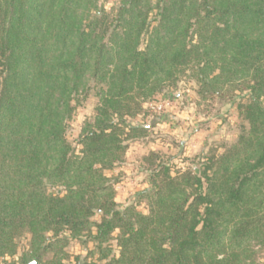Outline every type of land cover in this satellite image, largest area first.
Here are the masks:
<instances>
[{
	"label": "trees",
	"instance_id": "1",
	"mask_svg": "<svg viewBox=\"0 0 264 264\" xmlns=\"http://www.w3.org/2000/svg\"><path fill=\"white\" fill-rule=\"evenodd\" d=\"M186 77L204 113L235 105L237 135L210 148L198 172L172 170L148 149L146 186L121 206L106 171L150 132L127 118ZM70 239L94 246L80 264H255L264 0H118L109 10L98 0H0V259L64 264Z\"/></svg>",
	"mask_w": 264,
	"mask_h": 264
},
{
	"label": "rangeland",
	"instance_id": "2",
	"mask_svg": "<svg viewBox=\"0 0 264 264\" xmlns=\"http://www.w3.org/2000/svg\"><path fill=\"white\" fill-rule=\"evenodd\" d=\"M98 2L109 10L116 5L118 0H98ZM194 88L195 83L186 77L178 83L176 88H168L154 99L145 102L146 111L144 113L127 118L131 124L150 126V132L146 139L130 143V148L120 168L106 171L108 177L115 179V200L121 206L134 202L136 190L146 186L147 174L142 168L141 156L148 149L157 151L159 159L168 164L172 170H185L190 167L198 172L210 148L218 145V150L222 151V146L230 144L237 135L235 105L227 103L218 106L214 104L215 108L206 114L201 110V105L197 103ZM162 97L172 98L175 105H170V108H155V104H158ZM242 99L244 95H239L236 102ZM95 102L96 99L90 96L85 101L84 107L74 114L71 128L68 131L71 138L76 136L83 115L91 113ZM76 147L79 149L78 145ZM137 209L143 213L147 212L143 202L137 205ZM117 234L118 231L115 230L113 236ZM28 240L29 235L18 240L19 253L28 248ZM110 243L117 254L115 241L111 240ZM252 245L255 264H264V246L255 242ZM93 247L91 242L83 245L78 239L68 240L65 251L70 257L64 261V264H80L75 260V256L83 259L84 256H88L87 251ZM4 260L9 262L17 260V257L6 256ZM0 264H3L1 259Z\"/></svg>",
	"mask_w": 264,
	"mask_h": 264
},
{
	"label": "built area",
	"instance_id": "3",
	"mask_svg": "<svg viewBox=\"0 0 264 264\" xmlns=\"http://www.w3.org/2000/svg\"><path fill=\"white\" fill-rule=\"evenodd\" d=\"M174 100H172V98L170 97H162L158 104H155V108L158 107V108H161V107H165V108H170V105L174 106Z\"/></svg>",
	"mask_w": 264,
	"mask_h": 264
},
{
	"label": "water",
	"instance_id": "4",
	"mask_svg": "<svg viewBox=\"0 0 264 264\" xmlns=\"http://www.w3.org/2000/svg\"><path fill=\"white\" fill-rule=\"evenodd\" d=\"M34 262H30L29 264H33Z\"/></svg>",
	"mask_w": 264,
	"mask_h": 264
}]
</instances>
